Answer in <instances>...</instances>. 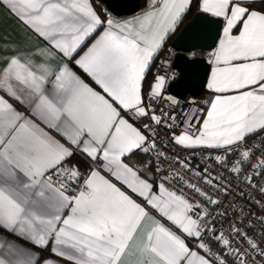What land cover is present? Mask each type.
I'll list each match as a JSON object with an SVG mask.
<instances>
[{
    "label": "snow or ice",
    "instance_id": "snow-or-ice-1",
    "mask_svg": "<svg viewBox=\"0 0 264 264\" xmlns=\"http://www.w3.org/2000/svg\"><path fill=\"white\" fill-rule=\"evenodd\" d=\"M0 10V264H264V0ZM189 16L202 102L166 88Z\"/></svg>",
    "mask_w": 264,
    "mask_h": 264
},
{
    "label": "water",
    "instance_id": "water-1",
    "mask_svg": "<svg viewBox=\"0 0 264 264\" xmlns=\"http://www.w3.org/2000/svg\"><path fill=\"white\" fill-rule=\"evenodd\" d=\"M101 2L104 3V0H101ZM118 2L120 0H109V3ZM127 2H138V0H127ZM189 20L181 25L177 35L170 41V45L176 51L173 57V68L177 70L178 74L174 80L168 83V90L181 98L186 95L198 96L203 92L208 70L206 57L197 56L192 58L186 50L187 45L182 34Z\"/></svg>",
    "mask_w": 264,
    "mask_h": 264
},
{
    "label": "crops",
    "instance_id": "crops-1",
    "mask_svg": "<svg viewBox=\"0 0 264 264\" xmlns=\"http://www.w3.org/2000/svg\"><path fill=\"white\" fill-rule=\"evenodd\" d=\"M17 29L18 26L16 21L12 17H10L7 13H5L3 10H0V34L8 33L15 35ZM202 94L205 98H207L208 92L205 87ZM0 236L7 237L8 239H14V237L4 232L3 230H0Z\"/></svg>",
    "mask_w": 264,
    "mask_h": 264
},
{
    "label": "built area",
    "instance_id": "built-area-1",
    "mask_svg": "<svg viewBox=\"0 0 264 264\" xmlns=\"http://www.w3.org/2000/svg\"><path fill=\"white\" fill-rule=\"evenodd\" d=\"M166 47H171V48H173L170 44H168ZM175 51V50H174ZM175 53H176V51H175ZM173 57L174 56H172L171 57V64H170V66H167V70H168V74H169V76H172L173 74H175L174 75V78H172L171 80H169V82L170 81H172V80H174L176 77H177V74H178V72H177V70L176 69H174L173 68ZM154 70H155V68H154ZM166 69L165 68H161L160 69V71L163 73L164 71H165ZM168 82V83H169ZM166 88H167V90H168V84L166 85ZM168 92L170 93V94H173V93H171L169 90H168ZM174 95V94H173ZM178 98H180V99H182L183 101H185V102H187V101H191V100H196V101H204L206 98L203 96V94L201 93L200 95H198V96H192V95H186L184 98H181V97H179V96H177Z\"/></svg>",
    "mask_w": 264,
    "mask_h": 264
},
{
    "label": "trees",
    "instance_id": "trees-1",
    "mask_svg": "<svg viewBox=\"0 0 264 264\" xmlns=\"http://www.w3.org/2000/svg\"><path fill=\"white\" fill-rule=\"evenodd\" d=\"M191 18V16H189L185 21L189 20ZM182 25V24H181ZM181 25L179 26V28L181 27ZM179 28L177 29V31L179 30ZM171 39L169 40L168 44H170ZM167 46V45H166Z\"/></svg>",
    "mask_w": 264,
    "mask_h": 264
},
{
    "label": "bare ground",
    "instance_id": "bare-ground-1",
    "mask_svg": "<svg viewBox=\"0 0 264 264\" xmlns=\"http://www.w3.org/2000/svg\"><path fill=\"white\" fill-rule=\"evenodd\" d=\"M204 57H206V56H204ZM207 59V58H206Z\"/></svg>",
    "mask_w": 264,
    "mask_h": 264
}]
</instances>
